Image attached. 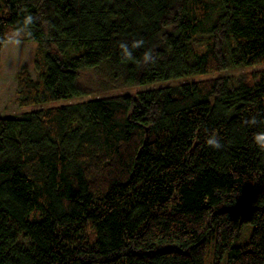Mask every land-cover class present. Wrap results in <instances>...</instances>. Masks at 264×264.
Returning a JSON list of instances; mask_svg holds the SVG:
<instances>
[{"label": "trees", "instance_id": "16d2710c", "mask_svg": "<svg viewBox=\"0 0 264 264\" xmlns=\"http://www.w3.org/2000/svg\"><path fill=\"white\" fill-rule=\"evenodd\" d=\"M27 13L19 106L92 97L0 116V264H264V70L115 93L264 64V0H0V40Z\"/></svg>", "mask_w": 264, "mask_h": 264}, {"label": "rangeland", "instance_id": "374dc122", "mask_svg": "<svg viewBox=\"0 0 264 264\" xmlns=\"http://www.w3.org/2000/svg\"><path fill=\"white\" fill-rule=\"evenodd\" d=\"M36 49H37V44L35 41H22L21 44L18 46L13 43H6V42L3 44L0 55V116H9V117L19 116L22 113L29 112L41 107L45 108V107L70 104L92 97V95H88L86 97L73 98L68 100L60 99L36 106H26V107L19 106L17 73L20 67L25 65L28 68V70L31 72L32 76L34 78L36 77V73L34 69V54ZM263 70H264V64H260V63L246 66L245 68L228 67L222 71H218L210 74H200L186 78H181L175 81L156 82L147 85L134 86L127 89H121L119 91H116L115 93H136L137 91H142L154 87H160L167 84L191 82L200 79L213 78L217 76H227V77L236 78L243 72H255V71H263ZM251 231H252L251 224L248 223L243 224L238 242L240 244H245L246 242H248ZM207 256H208L207 264H212L213 257L211 254V250L208 251ZM220 261H222V263ZM220 261H219L220 264H226L225 256Z\"/></svg>", "mask_w": 264, "mask_h": 264}, {"label": "clouds", "instance_id": "9594fccd", "mask_svg": "<svg viewBox=\"0 0 264 264\" xmlns=\"http://www.w3.org/2000/svg\"><path fill=\"white\" fill-rule=\"evenodd\" d=\"M35 22V17L31 13H27L23 17V21L21 26L12 30V32L7 35L5 38L0 40V43H13L15 45H20L24 37L30 36V27ZM143 40H134L131 42L129 46L128 43L121 42L118 46L121 50V54L126 59H132L133 53L132 49H137L143 46ZM156 59L153 57L150 51H146L143 54V64L147 66L148 64H155ZM246 124L250 126H255L260 121L257 120L256 116L251 117L249 120L245 121ZM252 143L259 149L260 152L264 153V131L256 132L252 137ZM206 144L213 149H221L223 144L221 143L220 139L214 133L210 135L207 140Z\"/></svg>", "mask_w": 264, "mask_h": 264}]
</instances>
